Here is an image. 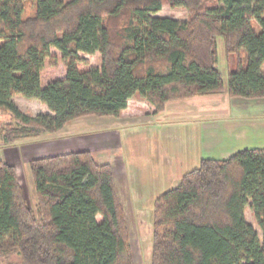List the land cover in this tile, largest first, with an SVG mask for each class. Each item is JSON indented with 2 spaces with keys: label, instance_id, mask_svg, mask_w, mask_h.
<instances>
[{
  "label": "trees",
  "instance_id": "16d2710c",
  "mask_svg": "<svg viewBox=\"0 0 264 264\" xmlns=\"http://www.w3.org/2000/svg\"><path fill=\"white\" fill-rule=\"evenodd\" d=\"M166 2L190 10L189 19L157 16ZM218 37L237 58L227 81ZM52 49L67 75L43 86L47 60L58 61ZM96 53L101 67L81 56ZM263 67L264 0H0V113L12 118L0 138L15 145L82 118H119L134 97L156 114L196 96L264 99ZM17 96L50 113H24ZM29 167L35 208L16 168L0 159V256L17 253L22 264H135L110 163L78 151L35 158ZM151 264H264V147L203 159L155 201Z\"/></svg>",
  "mask_w": 264,
  "mask_h": 264
},
{
  "label": "crops",
  "instance_id": "0c3cea01",
  "mask_svg": "<svg viewBox=\"0 0 264 264\" xmlns=\"http://www.w3.org/2000/svg\"><path fill=\"white\" fill-rule=\"evenodd\" d=\"M43 137L47 145L31 151L39 157L90 151L96 162L110 163L125 213L127 207L138 213L154 208L160 196L201 165L204 153L227 159L263 148L264 99L196 96L168 103L156 114L150 103L134 97L119 118L90 116Z\"/></svg>",
  "mask_w": 264,
  "mask_h": 264
},
{
  "label": "rangeland",
  "instance_id": "374dc122",
  "mask_svg": "<svg viewBox=\"0 0 264 264\" xmlns=\"http://www.w3.org/2000/svg\"><path fill=\"white\" fill-rule=\"evenodd\" d=\"M34 14V3L29 2L26 10V16H32ZM191 15L190 10L185 8H172L167 2L164 4L162 11L157 15L159 17H168L176 19L181 22H185ZM218 47V69L222 73L225 81H227L229 72L237 68V58L229 57L225 51V42L222 37L217 38ZM51 53L58 57L56 64H53L51 60H47L45 68L42 73V84L47 86L50 82L55 80H62L66 78L67 68L61 61V54L58 50L52 49ZM86 59L90 66L101 67L102 58L100 53L94 55L81 54ZM15 103L26 114L37 116L39 114L50 113L47 106L36 100H29L17 96L14 98ZM149 105V104H148ZM12 118L9 114L0 113V126L2 124L11 122ZM44 136V135H43ZM39 137L36 142L27 143L26 141L18 142L15 145H4L0 138V159L2 157L5 162L14 166L18 171V178L20 184L23 187L25 197L32 208L36 205V194L33 184V178L30 173L29 163L31 160L38 158H46L50 156L39 157L37 153L32 152L36 148H40L47 145L46 137ZM39 141V139H41ZM35 143H40L39 145ZM26 153V154H25ZM28 153V155H27ZM34 154V155H32ZM54 156V155H53ZM206 158L211 157V153H204ZM215 157V155H212ZM217 158V157H215ZM153 207H147L142 212L129 213L130 208L127 207L126 217L129 226L132 249L134 254L135 264H151L152 262V248H153ZM246 219L249 223L254 224L260 237L262 238V232L257 226L254 220V216L250 208L246 209ZM0 264H22L21 257L17 254H11L9 256H0Z\"/></svg>",
  "mask_w": 264,
  "mask_h": 264
}]
</instances>
